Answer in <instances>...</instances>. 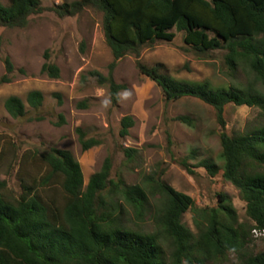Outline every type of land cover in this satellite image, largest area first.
I'll list each match as a JSON object with an SVG mask.
<instances>
[{"label": "trees", "instance_id": "trees-1", "mask_svg": "<svg viewBox=\"0 0 264 264\" xmlns=\"http://www.w3.org/2000/svg\"><path fill=\"white\" fill-rule=\"evenodd\" d=\"M47 9L40 0L0 1V27L26 28L30 18ZM59 17H75L92 10L102 17L105 41L112 53L107 75L91 71L89 77L108 89L116 107L127 89L114 78L119 62L134 57L139 72L155 82L167 101L195 98L210 106L222 131L221 165L210 160L199 163L209 176L221 177L236 187L246 204L247 222H240L227 195L218 193L217 207L198 211L197 233L183 222L188 211H195L193 199L169 186L164 170L149 176L146 186H129L120 177L111 179L112 159L85 183L82 168L69 150L25 151L20 157L15 144L0 135L1 166L7 156L15 159L14 170L21 191L18 193L0 177V264H207L235 255L238 264H264V251L253 252L249 245L254 228L264 229V93L255 87L264 84V0H73L51 8ZM176 33L200 59L222 53L223 70L235 77L241 69L254 81L246 86L215 87L210 82H189L162 72V65L147 66L140 57L159 42L171 43ZM9 83L15 73L10 57L3 59ZM41 73L59 79L60 69L49 60L48 52ZM59 99L60 95L54 94ZM41 91H30L25 102L17 96L4 101L13 119L43 121L37 114L44 104ZM260 110L257 125L242 134L226 132L225 109L229 105ZM79 108H88L86 101ZM32 113L36 115L30 116ZM57 126L66 123L59 115ZM192 125L188 117H178ZM135 125L131 116L121 121V136ZM83 151L100 144L76 130ZM133 149H125L132 161ZM180 164L194 174L189 160ZM19 159V160H18ZM19 161V162H18ZM31 171H27L26 167ZM122 198L139 217H146L150 199L157 200L152 220L155 230L144 233L127 227L117 216L115 198Z\"/></svg>", "mask_w": 264, "mask_h": 264}, {"label": "rangeland", "instance_id": "rangeland-1", "mask_svg": "<svg viewBox=\"0 0 264 264\" xmlns=\"http://www.w3.org/2000/svg\"><path fill=\"white\" fill-rule=\"evenodd\" d=\"M0 1L8 3V0ZM40 1L47 10L32 16L26 28L0 27V80L5 75V57H10L15 66L12 80L0 83V135L12 140L19 157L27 150L44 152L52 147L69 150L82 168L85 183L101 169L107 157L112 159L111 179L121 177L129 186H146L149 176L164 170V181L190 196L195 203L197 210L188 211L183 217L193 233H197L198 211L217 207L218 193L227 195L239 221L247 222L246 204L239 190L225 181L221 173L211 177L199 167L204 160L222 164L219 138L222 128L215 111L195 98L167 101L162 89L139 72L134 57L122 59L115 70V81L126 85L127 89L114 107L108 89L88 76L91 71L107 75L113 59L105 41L101 15L87 10L75 17L61 18L51 8L73 0ZM46 52L49 60L60 69L59 79H49L41 73ZM140 60L147 66L162 65V72L176 79L196 83L208 81L215 87H243L254 81L252 75L241 69L235 77L228 76L223 70L221 52L214 53L211 59L198 58L179 33L171 43L159 42L145 49ZM255 87L264 93V84L256 82ZM34 90L44 95L43 107L37 113L44 120L13 119L4 108L5 99L17 96L26 104L27 94ZM54 94L60 95L61 104ZM83 101L88 108L78 107ZM60 114L66 123L57 126ZM259 114L256 108L227 106L226 132L231 136L244 133L259 123ZM126 116H131L135 125L128 136L122 137L121 121ZM178 117H188L192 125L177 121ZM77 129L100 144L83 151ZM125 149L136 151L132 161L127 159ZM191 152H195V158L189 160L194 174H189L180 164ZM14 159L12 154L7 156L0 177L19 193L16 176L19 163L16 162L13 170ZM26 170L30 172L31 168L27 166ZM115 202L119 207L116 215L127 227L144 233L154 232L152 216L156 199H150L146 217H139L122 198H115ZM251 239L250 250L264 251V237L251 235ZM207 264H238V259L230 255L225 260Z\"/></svg>", "mask_w": 264, "mask_h": 264}, {"label": "built area", "instance_id": "built-area-1", "mask_svg": "<svg viewBox=\"0 0 264 264\" xmlns=\"http://www.w3.org/2000/svg\"><path fill=\"white\" fill-rule=\"evenodd\" d=\"M251 233L254 238L264 237V229L254 228Z\"/></svg>", "mask_w": 264, "mask_h": 264}]
</instances>
